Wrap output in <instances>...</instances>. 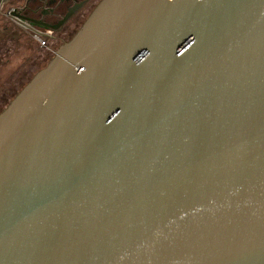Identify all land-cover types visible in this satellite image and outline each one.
<instances>
[{"label": "water", "instance_id": "1", "mask_svg": "<svg viewBox=\"0 0 264 264\" xmlns=\"http://www.w3.org/2000/svg\"><path fill=\"white\" fill-rule=\"evenodd\" d=\"M0 264H264V0H100L0 112Z\"/></svg>", "mask_w": 264, "mask_h": 264}, {"label": "rangeland", "instance_id": "2", "mask_svg": "<svg viewBox=\"0 0 264 264\" xmlns=\"http://www.w3.org/2000/svg\"><path fill=\"white\" fill-rule=\"evenodd\" d=\"M27 1L8 0L6 7L0 9V111L31 75L48 65L56 49L80 27L74 25L75 18H72L59 29L48 32L47 44L42 46L28 31L5 15L9 7L26 5ZM99 1L93 0L92 3Z\"/></svg>", "mask_w": 264, "mask_h": 264}, {"label": "flooded vegetation", "instance_id": "3", "mask_svg": "<svg viewBox=\"0 0 264 264\" xmlns=\"http://www.w3.org/2000/svg\"><path fill=\"white\" fill-rule=\"evenodd\" d=\"M92 2H93V0H28L26 5H24V6L28 12L29 17H31L35 20H38V21L56 24L61 19L64 18V16L69 12V10L71 8H73L76 4H81L80 7L64 23V24H66L70 19L75 18L74 22H73L74 25H76V26L80 25L81 26V24L84 22V20L92 12L94 7L98 4V3L93 4ZM88 5H90V6L87 8ZM38 25L43 27L49 33L53 30H57V29H54L52 27L44 26L42 24H38ZM28 81H26V83ZM24 85H22V87ZM16 93L13 94L12 96L14 97L16 95ZM12 98L10 99V101L12 100Z\"/></svg>", "mask_w": 264, "mask_h": 264}, {"label": "built area", "instance_id": "4", "mask_svg": "<svg viewBox=\"0 0 264 264\" xmlns=\"http://www.w3.org/2000/svg\"><path fill=\"white\" fill-rule=\"evenodd\" d=\"M8 0H0V9L5 8ZM1 11V10H0ZM5 15L20 26L23 30L28 31L31 36L42 46L47 44L49 33L43 27L31 21L24 5L18 7H9Z\"/></svg>", "mask_w": 264, "mask_h": 264}, {"label": "crops", "instance_id": "5", "mask_svg": "<svg viewBox=\"0 0 264 264\" xmlns=\"http://www.w3.org/2000/svg\"><path fill=\"white\" fill-rule=\"evenodd\" d=\"M32 77V75L29 77V80H30V78ZM18 92V91H17Z\"/></svg>", "mask_w": 264, "mask_h": 264}]
</instances>
